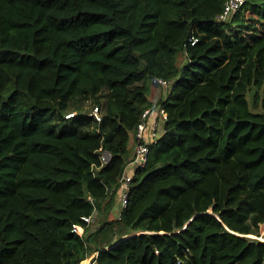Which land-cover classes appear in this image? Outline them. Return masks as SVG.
Instances as JSON below:
<instances>
[{"label":"trees","instance_id":"trees-1","mask_svg":"<svg viewBox=\"0 0 264 264\" xmlns=\"http://www.w3.org/2000/svg\"><path fill=\"white\" fill-rule=\"evenodd\" d=\"M225 1L0 0V264H264V0L219 21ZM103 89L95 122L79 108ZM83 215L102 224L73 232Z\"/></svg>","mask_w":264,"mask_h":264},{"label":"built area","instance_id":"built-area-1","mask_svg":"<svg viewBox=\"0 0 264 264\" xmlns=\"http://www.w3.org/2000/svg\"><path fill=\"white\" fill-rule=\"evenodd\" d=\"M245 0H226L223 10L217 15V19L219 21H228L230 20L233 15L242 7ZM198 38L193 36L190 38V43L195 44ZM156 83L171 86L172 80H166L164 78H156ZM158 110L162 112V119H166L167 113L161 107ZM77 110H72L66 113L65 117L67 119L76 118L78 116ZM153 114V108H146L142 113V119L137 127V131L135 134V146L130 161L125 167V170L120 178L119 181V190L121 196V207L117 214V219H121L122 217V208L126 207L128 203L129 193L131 190V185L134 179V173L137 167H143L146 165L149 153L151 151V146L155 143L161 133H162V119L151 115ZM89 115L95 122H101L104 111H103V104L97 103L90 111ZM152 119V120H151ZM100 156L102 164H108L113 157V154L110 149L105 147L100 148ZM82 219L85 223L79 224L74 223L72 227V231L76 232L80 235H84L86 233L87 225L89 226L93 221V215H83ZM97 253V254H96ZM94 256L87 257L85 260L82 261V264H95V259L98 255L96 252ZM87 261V262H85ZM85 262V263H84Z\"/></svg>","mask_w":264,"mask_h":264},{"label":"rangeland","instance_id":"rangeland-1","mask_svg":"<svg viewBox=\"0 0 264 264\" xmlns=\"http://www.w3.org/2000/svg\"><path fill=\"white\" fill-rule=\"evenodd\" d=\"M263 32H264V26H262L260 28L259 34H262ZM247 35L248 36H251V34H249V33ZM180 60H182L181 63L185 61L184 55H182L180 57ZM150 85H151V87H150V90L148 92V95H149V97H150V99L152 101H157L161 97V95H166L167 94V90L171 87V86L168 87V86H165V85H163V87L162 86H158V83H155L154 84L155 87L152 86L153 83L150 84ZM108 96H109V91L107 89H103V91L100 93V95H99L98 98L97 97H91V98L87 99L85 102H83V103L80 104L81 106L79 105L80 106L79 109L83 110L84 112L90 111L97 103L101 102L100 104H104V102L106 101V99L108 98ZM75 105H77V104L76 103H72L71 106H70V108L71 107L72 108L75 107ZM158 108H161V107L158 106V105L155 106L156 113L153 112L152 117L157 116V117H159V118L162 119V115H161L162 112H161V110L159 111ZM103 111H104V105H103ZM157 112H158V114H157ZM131 143L132 144L134 143V138H133V141H131ZM117 212H118V210H117ZM101 224L102 223L100 221L95 222L93 224V226L91 224L90 225L91 229L89 230V233L90 232L93 233L98 227H100ZM261 231H262V234L264 235V225L263 224L261 225ZM251 236H254V235H251ZM102 237L103 238H106L105 234L104 235L102 234ZM260 238H262V237H260ZM96 252H98V251L91 252L88 257L94 256Z\"/></svg>","mask_w":264,"mask_h":264},{"label":"crops","instance_id":"crops-1","mask_svg":"<svg viewBox=\"0 0 264 264\" xmlns=\"http://www.w3.org/2000/svg\"><path fill=\"white\" fill-rule=\"evenodd\" d=\"M164 97L166 96V95H163ZM134 146H135V142L133 143V151H134Z\"/></svg>","mask_w":264,"mask_h":264},{"label":"bare ground","instance_id":"bare-ground-1","mask_svg":"<svg viewBox=\"0 0 264 264\" xmlns=\"http://www.w3.org/2000/svg\"><path fill=\"white\" fill-rule=\"evenodd\" d=\"M85 262H87V261H85ZM85 262H84V263H85Z\"/></svg>","mask_w":264,"mask_h":264}]
</instances>
